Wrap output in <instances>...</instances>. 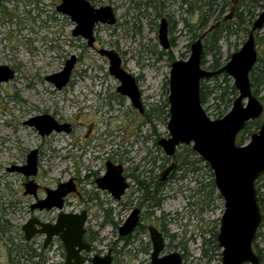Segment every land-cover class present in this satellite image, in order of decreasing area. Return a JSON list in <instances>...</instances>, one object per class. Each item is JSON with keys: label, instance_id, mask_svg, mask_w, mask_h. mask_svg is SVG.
<instances>
[{"label": "rangeland", "instance_id": "rangeland-1", "mask_svg": "<svg viewBox=\"0 0 264 264\" xmlns=\"http://www.w3.org/2000/svg\"><path fill=\"white\" fill-rule=\"evenodd\" d=\"M88 1L115 7L117 24L99 25L96 30L98 48L117 52L122 67L137 78L145 115H139L126 98H114L118 82L108 72V61L88 48L85 41L72 36L74 23L56 11L60 0H0V66L15 72L12 80L0 84V200L14 205L20 201L16 224L21 226L33 216L30 206L34 198L22 195L25 176L7 169L24 166L31 150L38 151L39 175L36 179L41 187L38 194L41 197L45 195V188L54 189L59 181H65L71 175L83 178L86 168L92 172L103 171L107 159L119 161L124 158L125 150L129 151L132 160L127 167L137 166L138 172L150 168L149 160L141 164L145 151L158 154L160 158L164 156L157 141L168 137L170 65L175 60L189 57L190 44L195 41L193 34L199 33L194 30L198 27L200 14L189 10L190 6L196 5L195 0H188L190 5L184 4L183 0H171L160 10V17L154 9L141 6L142 0ZM224 1L229 6H223L222 0H218L207 27L215 24L214 17L220 9L223 13L219 21L230 13L232 4ZM243 1L245 4L250 2ZM237 7L238 4L234 8ZM161 18L170 22L168 38L173 41V46L168 50H164L158 40ZM233 20L232 16L224 24ZM263 33L264 27L255 35L257 56L261 54L257 38ZM247 35L239 29L231 35L224 31L218 43L221 63L227 62L241 48ZM203 46H206L205 41ZM71 56L78 61L71 82L57 90L46 77L61 71ZM206 61L203 69H207L212 61L211 53L207 54ZM228 79L233 84V80ZM203 83L212 87L215 81L207 79ZM202 107L210 119H217L212 102L202 104ZM40 114H55L71 124L72 130L68 134L42 138L33 127L25 125L29 118ZM263 121L264 117H261L256 122L261 125ZM257 130L256 125L252 126L249 133ZM249 140L250 134L244 133L243 145ZM189 149L190 146L177 148L180 158L186 159L192 167L176 172L174 179L159 193L160 205L152 210L156 219L152 222L166 231L169 251L181 254L183 264H221L222 249L217 246L216 237L224 202L215 188L212 170L196 153L187 151ZM139 180L143 179L140 177ZM82 188L92 192L96 186L85 182ZM256 189L264 200V178ZM140 194L138 191L134 197L138 198ZM99 196L92 201H86V197L78 202L71 198L64 211H79L82 201H86L83 204L90 209V224L99 240L94 242L95 250L105 254L107 249L116 248L112 264H148L146 254L137 257L136 252L133 253L137 244L125 246L119 241L113 225H100L104 222L105 210H112L109 219L113 222L124 218L126 211H123L125 207L115 205L107 194L100 193ZM149 219L146 218L145 223L151 224ZM258 234L260 239H255L252 244L255 253L258 249L264 251V224ZM213 241L217 246L215 249ZM17 242L21 246L18 263L32 264L23 255V251L29 250L22 233ZM0 261L4 264L8 261L6 254Z\"/></svg>", "mask_w": 264, "mask_h": 264}, {"label": "water", "instance_id": "water-1", "mask_svg": "<svg viewBox=\"0 0 264 264\" xmlns=\"http://www.w3.org/2000/svg\"><path fill=\"white\" fill-rule=\"evenodd\" d=\"M232 4L230 13L223 23L230 20L234 7L239 0H228ZM56 11L68 16L75 24L73 37H82L88 47L94 42L93 27L96 24L113 25L115 18L110 6L94 9L87 0H60ZM215 24L208 32L215 29ZM264 27V4L261 12L252 22L247 40L241 48L234 52L226 64L217 71L205 70L201 66L203 55V39L205 31L190 44V55L186 60H175L170 65L168 89V138L160 139L157 145L167 156H174L176 147L191 146L192 150L203 159L213 172L215 188L223 199L224 212L220 218L217 235V245L222 249L221 264H260L252 249L258 228L262 223L256 182L264 176V121L257 132L250 135L247 144L238 146V135L246 124L258 120L263 115V105L253 94L249 75L257 62V46L255 33ZM158 40L164 50L170 48L167 36L166 20L162 19L158 28ZM100 57L108 61L109 74L119 82L117 91L129 99L133 108L143 113L140 92L134 76L121 67V59L114 50L100 49ZM76 58L70 57L61 71L46 77V81L62 89L70 80ZM225 74L233 80L237 97L231 109L220 119L212 120L204 111L200 99V84L204 79H212ZM14 71L7 66H0V84L12 80ZM34 126L41 136L52 131H68V125H58L48 115L37 116L26 122ZM26 178L34 176L37 171L36 151L32 150L26 157V164L17 168ZM172 168H168L164 174ZM119 165L106 163V173L96 184L99 189L110 192L119 199L126 188ZM25 194H34L35 186L28 182L24 185ZM75 191L71 182L61 183L56 189H46V197L31 209L40 211L53 208L61 210L64 197ZM138 211H134L119 229L121 236L127 235L136 225ZM86 213L60 214L53 225L42 224L40 233H46L48 240L59 235L63 241L67 256L65 264H81V251L88 252L89 245L82 241ZM25 240L34 235V220H29L22 226ZM152 242L151 264H182L180 254L173 252L160 257L164 249L161 235L150 228ZM91 264H111L110 250L105 256L94 255Z\"/></svg>", "mask_w": 264, "mask_h": 264}, {"label": "flooded vegetation", "instance_id": "flooded-vegetation-1", "mask_svg": "<svg viewBox=\"0 0 264 264\" xmlns=\"http://www.w3.org/2000/svg\"><path fill=\"white\" fill-rule=\"evenodd\" d=\"M88 2L90 4V6L94 9H98L100 7H103V6H110V5H95L91 1H88ZM145 2H146V0H142L141 6H144ZM110 7H111L112 13H113L114 18H115V23L113 25H115V24H117V16H116L115 7H114V5L110 6ZM140 15H143V14H140ZM64 17H66L70 20V18L68 16L64 15ZM162 19L166 20L167 36H168V26H169L170 22L166 18H161L160 22ZM222 21L223 20L217 21V22H215V24H219V26H220L221 24H224ZM99 25H107V24H96L93 27L94 42L92 44V47H88L86 40H84L82 37H76V38H80L83 41H85V44L87 45V47L94 50L96 53L98 50L104 49V48H98L99 45L97 43V38H96V34H95ZM113 25H108V26H113ZM211 26H213V25H211ZM211 26H209V28ZM74 27H75V24H74ZM170 30H171V26H170ZM168 41H169V38H168ZM172 42H173L172 40L169 41L170 48L172 46L171 45ZM202 43H203V41H202ZM108 50H113V49H108ZM102 58L106 59L105 57H102ZM65 62H64V64H65ZM77 62L78 61L76 58V63ZM76 63H75V65H76ZM75 65H74V68H75ZM121 67H122V61H121ZM74 68H73V70H74ZM122 69H124L126 72H128L125 68L122 67ZM73 70H72L70 80L67 83V85L71 82ZM14 75H15V72H14ZM135 80H136V84H137V82H138L137 78H135ZM52 85L54 86V84H52ZM118 85H119V82H118L116 89H115L116 94H115L114 98L115 99L126 98L129 101V99L127 97L122 96L117 91ZM66 86H64V87H66ZM137 87H138V84H137ZM57 90H61V89H57ZM139 92H140V90H139ZM97 95H99V93H97ZM140 99H141V103H142L141 93H140ZM130 104H131V102H130ZM142 106H143V103H142ZM131 107H132V105H131ZM133 109L135 111H137V113L139 115H141V116L145 115L144 106H143V113H140L135 108H133ZM43 115H48V116L52 117L58 125H61V126L68 125L69 127H68V131H66V130H62L61 132L52 131L49 135L41 136L40 133L38 132V130L34 126H30V127H33L42 138L50 137V136L57 135V134H63V133L68 134L72 130L71 124L64 121L62 118L58 117L55 114L54 115L53 114H51V115L40 114V115L33 116L31 118H34L37 116H43ZM31 118H29V119H31ZM145 119L148 120L147 115L145 116ZM26 122H25V125H27ZM167 138H161V139H167ZM177 148L178 147H176V149H175L173 157L167 156L162 149L161 150L164 152V156L161 158L158 154H155V153L149 154L147 151H145V155L141 161V164L143 163V161L149 160L150 168L148 171L144 170L143 172H138L137 166H135L134 168H128L127 167V165L129 163H131V161H132L131 158L129 157V155H130L129 151L125 150L124 158L120 159L119 161L115 162L113 159H111L112 161L107 159L106 163L110 162L111 164L119 165L122 168L121 175L124 178V183L127 186H126L125 190L123 191V194L120 196L119 199H115L110 192H108L106 190L99 189L97 184H96V181L100 177L104 176L106 173V163H105V168L103 171L101 170V171H97V172L96 171L92 172V171H90V169L86 168L87 173H86V176H83V178H81V177L79 178V176L71 175V176L67 177L65 179V181H59L54 189H56L59 184L67 183V182H71V184L75 188L74 192L69 193L64 197L63 207L61 210H58L55 208H53L51 210L43 209L41 211L37 208L34 210L31 209L32 205L37 204L39 201H41L42 199H44L46 197V189H48V188L44 189V193H45L44 196H42V197L38 196V194L41 192V187H40V184L37 182V179H36L39 175V169L37 167V171H36V174L34 176H31L29 178L25 177L26 182L23 183V193H22V195L24 197L32 196L34 198V202L30 206V209L32 210L31 215H33V216L27 220V222L29 220H34V235L30 238V240L26 241L25 237H24V233L22 231V226L24 224L22 226L19 223L16 224V222H17L16 213H17V208L19 207L20 201L17 200L16 204L14 205L13 203H4L3 200H0V257H2L4 254H6V258L8 259V261L5 264H19L17 258L18 259L20 258L21 246L17 245V243H18L17 241L20 240L21 233H22L24 240L26 242H28L27 248L29 250L27 253H26V251H23V255H26L25 256V257H27L26 259L30 260V262L32 264H65L67 253H66L62 239L60 238L59 235H56V236L51 237L48 240V242L45 244V241L47 239V234L46 233H40V230L42 229L41 225L42 224L53 225L56 222V220L60 214H76L77 215V214H80L81 212H85L86 213V220H85V224H84V234L82 237V241L84 243H86L87 245H89V251L88 252L81 251L79 253L80 257L83 258V261L81 264H87L88 262H90V264H91L90 260L94 255H99V256L103 257L106 255L108 250H110V256L112 258V263H113L115 260L116 248L112 247L110 249H107L105 254H103V252H101V251L95 250L94 242L96 240L99 241L98 236L95 235L96 233L94 232V230L92 229V226L90 224V221H91V219H90L91 214L89 211L90 209H88L87 205H86V207H84V204H83L87 200L88 201L96 200L97 198L100 197L99 196L100 193L107 194L109 196V199H111L115 203V205L119 204L121 208L125 207V209L123 211H126V215L124 216V218H122L119 222H116V220H114V222H113L109 219L110 216L112 215V210L111 209L105 210V212H104L105 216H104V220H103L104 222H102L100 225L103 226L104 223L109 224L111 226L113 225L114 228L117 230V235H118L119 241L123 242V244L125 246L130 247V246H133L134 243L137 244L135 250L133 251V253L136 252L135 254H137V257L139 254L144 253L148 256V259H149L148 264H151V254H152L153 249H152V242H151V236H150V231H149L150 228H153L154 230H156L161 235V237L163 239L164 249L160 253V257L163 255L173 253V252L169 251V248L167 246L168 244H167L166 231L163 229V227H160L158 225H154L152 222V221H156L154 212L152 210L155 209V207L156 208L159 207L160 204L156 205L157 204L156 200H159V198H158L159 193H161L163 188H165V186L172 179H174L175 173L178 172L179 170L185 171L186 169H190L192 167L190 162H188V164L182 163V160L180 158V154L177 153ZM190 148H191V146H190ZM34 150L36 151V163H37L38 151L36 149H34ZM191 150H192V148H191ZM141 164H138V165H141ZM170 167L172 169L168 173L164 174V172ZM17 168H20V167L12 166L11 168L7 169V171L8 172L17 171L20 173V171ZM143 173H145L144 174L145 176L143 175ZM140 177L143 180L140 181L139 180ZM180 178H183V176H180ZM131 180H132V182H131ZM28 182L33 183V185L35 186V193L34 194H25L26 191H25L24 185L27 184ZM85 182L87 184H95L96 188L94 189V191L90 192L88 190L87 191L84 190L82 187H83ZM140 183H144V185L146 186V189L140 187ZM133 186H135V188L136 187L137 188L135 189ZM256 187H257V185L255 184V188ZM50 190H52V189H50ZM138 191H140L141 194L138 198H135L134 195ZM256 191H257V198H258V205H259V193H258L257 189H256ZM85 197H86V199H85L86 201H84V200L82 201V204H80L79 211H75L73 209H71L70 212L64 211V209L67 206H69L68 203H69V200L71 198H75L78 202L79 200H82ZM128 199H129V202H128ZM135 200H137V201H135ZM259 209H260V206H259ZM134 211H138L137 222H136L135 227L127 235L121 236L119 234V229L123 226L126 219L128 217H130V215ZM260 213L262 216V223L260 225V227H261L264 224V219H263V215H262L261 210H260ZM146 218H148V219L150 218L149 219L150 221H148V223H151V224L145 223ZM260 227L258 228L257 233L255 235L256 240H259L261 237L258 234ZM93 239H95V240L93 241ZM48 254H50V255H48ZM255 254L258 257L260 264L264 263V261H263L264 251L261 249H258V252H256ZM180 256L182 259L181 254H180ZM34 260H36V261H34ZM0 264H4V263L0 261ZM182 264H183V262H182Z\"/></svg>", "mask_w": 264, "mask_h": 264}, {"label": "trees", "instance_id": "trees-1", "mask_svg": "<svg viewBox=\"0 0 264 264\" xmlns=\"http://www.w3.org/2000/svg\"><path fill=\"white\" fill-rule=\"evenodd\" d=\"M171 0H146L144 7L152 8L154 11L157 12V16H161L160 10L164 7L165 3L169 2ZM218 0H195L196 5L194 7L190 6V11H197L200 14V19L198 23V27L194 31H199V33L194 32L193 39L196 40L199 38L205 31L207 32L205 39L206 46H203V55H202V61L201 66L206 64V56L207 54L211 53L212 55V61L208 63V67L205 70L209 71H217L220 68H222L225 63L220 62V49L218 46V43L223 38V33L227 35H231L234 31H237L238 29L240 31H243L247 34H249L250 29L248 30V26H252V22L255 20L257 14V11L261 9L263 0H250L249 3L245 4L243 0H241L238 3V7L235 8V12L233 14V21L227 23V24H221L218 28L212 29L208 32L209 27H207L209 19L211 14L214 12L213 8L217 4ZM184 4H189L190 2L188 0H183ZM223 6H229V3L222 0ZM241 7V9H240ZM233 8V7H232ZM137 9H140V7ZM223 10L220 9L219 14L214 17L215 22L219 21L222 16ZM214 22V23H215ZM232 27H236L235 30L232 29ZM257 33V32H256ZM255 33V35H256ZM248 36V35H247ZM258 45L261 46V54L257 56V62L251 71L249 75V80L251 83V89L253 94L259 99V101L262 103L264 108V33L261 35V37L257 38ZM173 46V42L171 44ZM257 46V45H256ZM205 50H208V52H205ZM222 78V81L218 82ZM207 79H204L201 81L200 84V99L201 104H206L209 102H212L213 107L215 108V116L217 119L222 118L224 115L228 113V111L232 107V103L237 97V92L233 86V84L228 79V76L225 74L217 75L216 77L212 78V81H215L214 86L209 87L203 81ZM210 81V79H208ZM167 107V106H166ZM264 117V111L263 115ZM166 118H169L168 112L166 114ZM255 121L248 122L244 128V130L239 134L236 143L238 146L243 145V134H250L249 129L252 128V126H257V128L260 127L259 123ZM193 153L191 149L187 150ZM183 164H188L186 159L181 158ZM262 178L258 180L262 181ZM256 183V185L258 184ZM140 187L146 189V186L144 183H140ZM157 204H160V199L156 200ZM259 206L260 210L263 215L264 219V200L259 195ZM215 245V241H213V246ZM217 248V246H214V249ZM264 264V263H262Z\"/></svg>", "mask_w": 264, "mask_h": 264}]
</instances>
